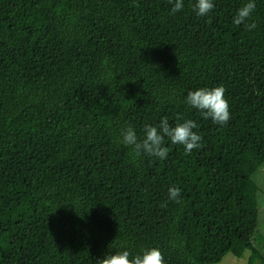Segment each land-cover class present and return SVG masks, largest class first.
Here are the masks:
<instances>
[{
  "label": "trees",
  "instance_id": "trees-1",
  "mask_svg": "<svg viewBox=\"0 0 264 264\" xmlns=\"http://www.w3.org/2000/svg\"><path fill=\"white\" fill-rule=\"evenodd\" d=\"M195 2L172 14L170 0H0V264H97L150 247L165 264L246 250L264 264L252 177L264 164V0L241 25L247 0H213L206 16ZM214 86L224 125L186 102ZM165 117L193 120L200 147L165 137L160 159L120 143Z\"/></svg>",
  "mask_w": 264,
  "mask_h": 264
},
{
  "label": "clouds",
  "instance_id": "clouds-1",
  "mask_svg": "<svg viewBox=\"0 0 264 264\" xmlns=\"http://www.w3.org/2000/svg\"><path fill=\"white\" fill-rule=\"evenodd\" d=\"M173 3L171 13L175 14L184 8L183 0H170ZM213 0H196L193 10L199 16H206L214 8ZM255 10L254 0H247L236 12L233 22L236 25L245 23ZM248 30L256 27L255 23L245 24ZM223 86L201 87L189 91L186 102L191 107L200 110L205 119L210 118L214 123L224 125L230 120V110L228 101L224 96ZM197 125L193 120H183L175 126H170L167 118H162L159 128L152 125H145L144 138L138 139L135 130L127 127L121 132L120 143L131 149L130 154L136 157L142 154L165 159L168 155V148L164 146L165 137H168L172 144L184 146L186 153L190 154L195 148L200 147L202 137L193 131ZM181 189L172 186L168 190L170 199L179 202ZM97 264H165L162 252L157 247H150L142 250L134 257L129 251L121 250L114 253H107L103 259H98Z\"/></svg>",
  "mask_w": 264,
  "mask_h": 264
},
{
  "label": "rangeland",
  "instance_id": "rangeland-1",
  "mask_svg": "<svg viewBox=\"0 0 264 264\" xmlns=\"http://www.w3.org/2000/svg\"><path fill=\"white\" fill-rule=\"evenodd\" d=\"M253 179L260 185L261 191L259 195V205L261 209L259 225L254 233V239L258 240L264 234V164L255 169L252 174ZM258 248L261 247L259 243H255ZM251 251L246 250L242 257H237L233 253H227L219 263L214 264H249V257Z\"/></svg>",
  "mask_w": 264,
  "mask_h": 264
}]
</instances>
